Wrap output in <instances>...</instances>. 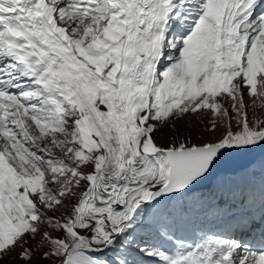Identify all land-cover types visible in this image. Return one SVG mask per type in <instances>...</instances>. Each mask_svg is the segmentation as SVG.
<instances>
[{
    "label": "snow or ice",
    "instance_id": "6c2138e0",
    "mask_svg": "<svg viewBox=\"0 0 264 264\" xmlns=\"http://www.w3.org/2000/svg\"><path fill=\"white\" fill-rule=\"evenodd\" d=\"M257 149L261 0H0V264H264Z\"/></svg>",
    "mask_w": 264,
    "mask_h": 264
},
{
    "label": "bare ground",
    "instance_id": "6f19581e",
    "mask_svg": "<svg viewBox=\"0 0 264 264\" xmlns=\"http://www.w3.org/2000/svg\"><path fill=\"white\" fill-rule=\"evenodd\" d=\"M261 2H264V0H261ZM257 150H259V151L256 152L257 157L256 156L255 157L258 158V161L259 162H261L260 160H262L264 162V149H257ZM244 154L245 153H236L233 156H231L230 159H229V161H228V164L226 165V167L222 171L226 175H229V176H237V177L244 178V179H247L249 177V174L251 173V175L258 181L259 180V177H260L261 171L259 173L251 172V170L254 169L253 166L256 165L255 162H246L245 163V166L243 168H240L238 171H236V175L233 174L234 171H233V167L232 166H234L233 165L235 163L234 160L237 161V162L242 161L243 158H245L244 157L245 156ZM242 155H244V156H242ZM243 163L240 162V164H243Z\"/></svg>",
    "mask_w": 264,
    "mask_h": 264
},
{
    "label": "rangeland",
    "instance_id": "374dc122",
    "mask_svg": "<svg viewBox=\"0 0 264 264\" xmlns=\"http://www.w3.org/2000/svg\"><path fill=\"white\" fill-rule=\"evenodd\" d=\"M262 3H264V2H262ZM257 151H259V150H256L254 153H245L244 155H242V156H244L245 158H243V160L242 161H240L241 163H243V164H240V162H237V161H235L234 160V166H232L233 167V171H234V175H236V171H238L240 168H243L244 166H245V163L246 162H255V164L257 165H254L253 167H254V169L253 170H251V172H256V173H259L260 171H261V168L262 167H264V162L262 161V160H260L261 162H259L258 161V158H256L257 157V155H256V152ZM254 154V155H253ZM253 155V156H252ZM249 156V157H248ZM256 156V157H255ZM257 162V163H256ZM261 163V164H260ZM242 165V166H241ZM258 168V169H257ZM236 169V170H235ZM191 196H192V194H189V196L188 197H186L185 199H188V200H191ZM199 226V222H194L193 224H190L189 225V230L191 231L194 227H198Z\"/></svg>",
    "mask_w": 264,
    "mask_h": 264
}]
</instances>
